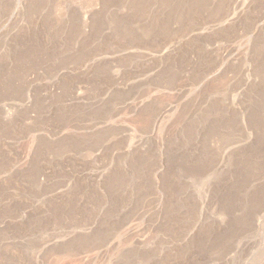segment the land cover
Segmentation results:
<instances>
[{
  "label": "rangeland",
  "instance_id": "rangeland-1",
  "mask_svg": "<svg viewBox=\"0 0 264 264\" xmlns=\"http://www.w3.org/2000/svg\"><path fill=\"white\" fill-rule=\"evenodd\" d=\"M0 264H264V0H0Z\"/></svg>",
  "mask_w": 264,
  "mask_h": 264
}]
</instances>
